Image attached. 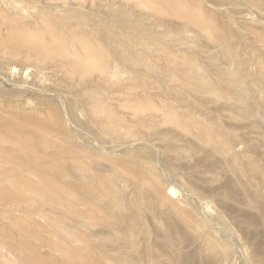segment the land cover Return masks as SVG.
<instances>
[{"label":"rangeland","instance_id":"374dc122","mask_svg":"<svg viewBox=\"0 0 264 264\" xmlns=\"http://www.w3.org/2000/svg\"><path fill=\"white\" fill-rule=\"evenodd\" d=\"M0 264H264V0H0Z\"/></svg>","mask_w":264,"mask_h":264},{"label":"bare ground","instance_id":"6f19581e","mask_svg":"<svg viewBox=\"0 0 264 264\" xmlns=\"http://www.w3.org/2000/svg\"><path fill=\"white\" fill-rule=\"evenodd\" d=\"M42 51V50H41ZM99 61V60H98ZM88 65V64H87ZM97 111V110H96ZM169 191H172L171 189L169 190ZM60 198V197H59ZM85 206V205H84ZM82 207V206H81ZM86 207V206H85ZM93 208V207H92ZM99 214H100V212H99ZM76 253V252H75Z\"/></svg>","mask_w":264,"mask_h":264}]
</instances>
